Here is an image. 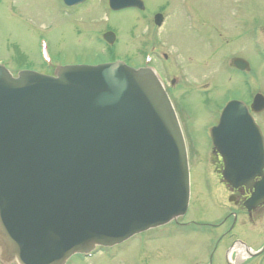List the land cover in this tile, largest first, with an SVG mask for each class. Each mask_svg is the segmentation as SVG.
<instances>
[{
    "label": "water",
    "instance_id": "obj_1",
    "mask_svg": "<svg viewBox=\"0 0 264 264\" xmlns=\"http://www.w3.org/2000/svg\"><path fill=\"white\" fill-rule=\"evenodd\" d=\"M109 5L144 9L140 0ZM162 21L155 17L158 26ZM259 101L254 111L264 108ZM212 139L233 186L263 177V142L245 105L227 106ZM189 194L183 134L152 71L115 63L13 78L0 66L3 260L65 264L185 214Z\"/></svg>",
    "mask_w": 264,
    "mask_h": 264
},
{
    "label": "rangeland",
    "instance_id": "obj_2",
    "mask_svg": "<svg viewBox=\"0 0 264 264\" xmlns=\"http://www.w3.org/2000/svg\"><path fill=\"white\" fill-rule=\"evenodd\" d=\"M0 1V64L15 77L18 71L48 74L54 68L115 60L136 69L150 62L161 72L190 158L196 203L189 217L214 218V198L207 195L201 208L197 198L218 179L209 129L228 99L250 100L246 74L229 67L235 57L252 67V91L264 92V0H143L144 11L119 12L110 11L106 0L75 7L63 0ZM157 13L164 15L161 28L154 25ZM107 33L115 36L112 47L104 41ZM191 232L167 225L150 230L151 238L140 248L117 250L118 259L98 254L73 257L67 264H137L136 255L148 264H195L204 239L203 232Z\"/></svg>",
    "mask_w": 264,
    "mask_h": 264
},
{
    "label": "flooded vegetation",
    "instance_id": "obj_3",
    "mask_svg": "<svg viewBox=\"0 0 264 264\" xmlns=\"http://www.w3.org/2000/svg\"><path fill=\"white\" fill-rule=\"evenodd\" d=\"M248 91L250 100L244 101V103L250 108L257 92L254 93L251 89ZM253 116L264 139V111L255 113ZM226 144L230 143L226 142ZM226 144L225 146H227ZM212 153L216 160L212 166L218 179L207 186L205 195H197V198L200 200L198 202L199 208H201V200H204L207 195L214 198L210 207V213L214 215V218L205 219L203 216L189 217L190 211H192L196 203H193V184L191 183V200L188 212L185 216L171 222L170 225L176 224L180 228L191 229V234L196 233L198 235L199 231L203 232L204 243L201 245L200 251L196 250L195 252V258H201V260L195 262V264H264V199L260 202L249 204L253 194L256 192V186L263 184V180L262 178H255L250 182L249 187L240 186L234 188L222 178V172L225 168L224 159L213 149ZM261 191L264 192V189ZM147 233L135 235L120 245L109 248H97L90 258L101 254L104 256L103 260L118 259L115 254L117 250L124 248L126 245L140 248L143 242L151 238L147 236ZM138 257V255L134 256L135 263H149ZM156 262L157 260H155ZM0 264L4 263L0 260ZM10 264L15 263L11 262Z\"/></svg>",
    "mask_w": 264,
    "mask_h": 264
}]
</instances>
